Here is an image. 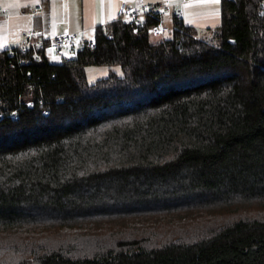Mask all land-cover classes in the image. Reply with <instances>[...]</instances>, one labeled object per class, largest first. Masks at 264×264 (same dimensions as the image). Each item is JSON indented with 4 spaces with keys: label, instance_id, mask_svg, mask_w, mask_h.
<instances>
[{
    "label": "trees",
    "instance_id": "16d2710c",
    "mask_svg": "<svg viewBox=\"0 0 264 264\" xmlns=\"http://www.w3.org/2000/svg\"><path fill=\"white\" fill-rule=\"evenodd\" d=\"M159 21L0 52V264H264V0H223L208 39L175 18L153 44Z\"/></svg>",
    "mask_w": 264,
    "mask_h": 264
},
{
    "label": "crops",
    "instance_id": "0c3cea01",
    "mask_svg": "<svg viewBox=\"0 0 264 264\" xmlns=\"http://www.w3.org/2000/svg\"><path fill=\"white\" fill-rule=\"evenodd\" d=\"M182 0H0V52L19 47L26 33L43 30L47 37L64 32L82 31V39L96 36L98 28H105L116 22L117 11L122 3L143 8L157 6L161 3L175 5V10L184 11V24L194 27L197 33L210 35L222 22V3L214 0H197L184 7ZM37 6L41 9L36 10ZM172 15L162 19L173 22ZM77 44V43H76ZM79 47V45H77ZM78 49V48H77ZM72 48L66 53H72ZM67 58V57H66ZM50 59H57L50 57Z\"/></svg>",
    "mask_w": 264,
    "mask_h": 264
},
{
    "label": "built area",
    "instance_id": "2783aa9c",
    "mask_svg": "<svg viewBox=\"0 0 264 264\" xmlns=\"http://www.w3.org/2000/svg\"><path fill=\"white\" fill-rule=\"evenodd\" d=\"M197 0H182L179 5L184 7ZM41 9V6H37L36 10ZM157 16L160 21L151 28V35L153 37V44H161L164 41L163 36L168 32V28L162 22V19L166 16L172 15L177 20H183L184 11L182 8L175 10V5L171 3H161L157 6H145L143 8H137L129 6L127 3L120 4L117 11V20L130 22L134 25L137 31L144 23L147 16ZM80 32H64L55 34L51 37H47L43 30H35L26 33L24 42L18 47V51L23 55L33 54L38 60L42 54L50 57H56L58 59H64V50L68 46H74L78 44L79 48H94L96 47V36L88 40H84L81 37ZM109 38H112L110 35ZM15 50L11 52L14 54Z\"/></svg>",
    "mask_w": 264,
    "mask_h": 264
},
{
    "label": "rangeland",
    "instance_id": "374dc122",
    "mask_svg": "<svg viewBox=\"0 0 264 264\" xmlns=\"http://www.w3.org/2000/svg\"><path fill=\"white\" fill-rule=\"evenodd\" d=\"M166 23L168 24L169 29H168V32H166V34L163 36L164 40L166 38H170L172 36V31H173V22H171L170 20H166ZM210 35L207 34V32L205 33H197V37L200 38V39H208ZM152 41H153V37H152ZM78 44H74V46H68L65 48L64 50V53H65V58L67 57L68 58H71L73 57V55L75 54V52L77 51V47ZM69 48H72L73 52L72 53H66V50L69 49ZM63 59H51V62L53 63H60L62 62ZM87 77H88V82L90 84H93L95 83L96 81L100 80V79H103V78H106L108 77L112 71L116 72L118 75H122L123 72H122V69L119 67V66H114V67H107V66H88L87 67ZM260 211V213L256 212V213H253L254 211H251L252 214H257V215H264V207H260L258 208ZM247 213H250V212H247ZM247 213H245V211H242L238 214H241V215H248ZM217 215H221V214H218V212H213V213H208L207 211H202L201 212V215L198 216V218L196 219V221H194V227L193 225H189V223H187L185 225V230H189L190 233H188V235H195L199 230L201 229H210V226H216L217 224L213 221V218L217 217ZM213 221V222H212ZM196 228V229H194Z\"/></svg>",
    "mask_w": 264,
    "mask_h": 264
},
{
    "label": "snow or ice",
    "instance_id": "6c2138e0",
    "mask_svg": "<svg viewBox=\"0 0 264 264\" xmlns=\"http://www.w3.org/2000/svg\"><path fill=\"white\" fill-rule=\"evenodd\" d=\"M214 2H217V3H218V2H219V0H214Z\"/></svg>",
    "mask_w": 264,
    "mask_h": 264
}]
</instances>
